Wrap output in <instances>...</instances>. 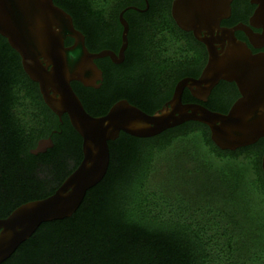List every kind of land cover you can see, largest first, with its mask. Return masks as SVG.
<instances>
[{"label":"trees","instance_id":"16d2710c","mask_svg":"<svg viewBox=\"0 0 264 264\" xmlns=\"http://www.w3.org/2000/svg\"><path fill=\"white\" fill-rule=\"evenodd\" d=\"M56 1L89 36L93 22L85 0ZM168 25L173 38L164 44L167 52L200 49ZM137 32V49L125 70L107 77V91L152 115L172 97L180 77L170 75L165 51L152 60L146 33ZM217 90L205 106L227 113L236 88L222 83ZM90 100L87 110L103 115V101L94 93ZM183 102L195 101L186 93ZM55 129V147L32 155L38 140ZM109 147L108 173L77 212L40 226L3 264H264V139L222 151L207 126L189 122L150 139L122 133ZM74 152L80 165L82 138L68 122L59 123L0 35V219L53 195L74 172Z\"/></svg>","mask_w":264,"mask_h":264},{"label":"water","instance_id":"95a60500","mask_svg":"<svg viewBox=\"0 0 264 264\" xmlns=\"http://www.w3.org/2000/svg\"><path fill=\"white\" fill-rule=\"evenodd\" d=\"M233 0H176L173 17L179 28L192 32L208 51V62L198 79L180 81L172 99L150 115L127 100L116 103L103 117H93L72 89L73 81L98 89L103 73L95 61L105 57L120 63L128 46V24L124 26L120 57L108 52L92 54L72 17L53 0H0V35L15 50L28 77L40 87L46 105L58 116L69 115L82 138L83 159L50 197L26 203L0 219V264L5 263L45 223L71 218L89 190L99 185L110 166L109 143L121 133L150 139L189 122L207 126L211 140L222 151L235 152L264 139V0L256 6L249 24L223 28L232 12ZM254 30H260L256 33ZM243 32L248 43L236 33ZM74 39L71 47L65 40ZM251 46V47H250ZM227 82L235 84L240 98L227 113L211 111L207 103L213 90ZM188 89L200 103H183ZM203 103V104H202ZM42 140L33 155L53 148ZM264 173V154L262 158Z\"/></svg>","mask_w":264,"mask_h":264},{"label":"flooded vegetation","instance_id":"af4514ba","mask_svg":"<svg viewBox=\"0 0 264 264\" xmlns=\"http://www.w3.org/2000/svg\"><path fill=\"white\" fill-rule=\"evenodd\" d=\"M53 1L57 7L61 8L72 17L75 28L84 35L86 47L92 54L108 52L116 55L117 57H120L121 49L123 46L124 33V26L122 20H124L128 24V46L124 52L123 60L120 63H116L111 59V57H105L95 61L96 65L103 73V80L98 82V85H100V87L98 89H95L85 87L83 84L76 81H73L71 83L72 89L81 100L85 110L90 115L92 114L87 110L85 102L91 101V94L94 93V96L96 95L100 100L103 101V107H101V109L98 111L105 113L100 116L92 115L93 117H103L108 114L110 109L116 103L122 100H127L126 98H121L120 95L112 92L111 90H109V92L107 91V77L109 75L111 76V73L116 71L118 67L122 71L126 69L129 63L128 54L131 53L134 49H137L136 45H138L140 42L136 37L139 33L137 31L139 30H142V32L146 33V38L148 40L147 45H149L148 52L152 53V60L159 55L158 52L162 53L163 51H165L164 54H166V57L163 58V62L165 61V63H168V71L170 72L171 76L173 74H176V76L180 77L177 84L184 79H198L207 65L209 58L208 51L206 46L199 41H197L201 46L199 50H192L188 47H184L180 49V53L176 54L169 53L172 49H168L169 51L167 52V48L164 46L165 43H168V41H171V38H173L171 36L172 32L170 31L169 27H166V23L169 24L168 26H170L173 30H175L174 28H177V32L182 37L188 38L189 36H191L196 40L192 32H185L181 30L177 25L173 17V5L176 0H85L86 6L84 12H86L88 15V21L93 22L88 27L89 36L84 33L82 28L78 27L75 22V17L71 14V12H69L67 9L58 4L56 0ZM255 10L256 6L252 4V0H233L231 16L228 19L223 20L221 26L223 28H233L241 23L248 25L249 20ZM81 11H83V9ZM74 14L77 17H80L78 11L76 10V7H74ZM83 26L85 27L86 25ZM254 31L256 33L261 32L260 30ZM236 36L240 41L248 43V39L243 32H237ZM74 42V39L68 37L65 40V46L71 47L73 46ZM252 50L254 54L264 52V49L256 50L252 48ZM222 83L227 82H220V84L213 90V92H215V90L218 91L217 89L220 88ZM227 84L231 86L234 85L237 92L236 99L227 110L229 111L233 104L240 98V94L235 84ZM38 88L40 90L39 85ZM213 92L209 97L208 102L205 104L202 103L204 106L210 103L213 96ZM186 93H189L191 95L190 91L186 89L184 91L183 97ZM41 96L45 103L42 94ZM172 97L168 101H166L165 104L169 102ZM194 101L195 102L192 103H200L196 99H194ZM165 104L160 109H162ZM51 112L58 119L61 125H65V123L68 122L72 126L68 114L64 113L60 117L52 110ZM58 133H60V131L55 129L52 131L51 136L39 139L36 146L33 147L30 152L36 150L39 145V142L42 140H52L53 145L55 147L53 136ZM53 148L48 149L46 153H40L34 156L47 154ZM78 161V156L74 152V159H69L70 165L74 166V172L79 167Z\"/></svg>","mask_w":264,"mask_h":264}]
</instances>
